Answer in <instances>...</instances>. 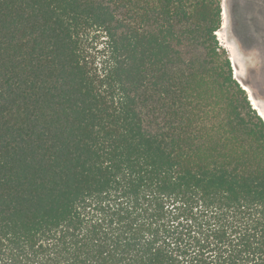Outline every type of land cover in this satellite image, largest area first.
I'll list each match as a JSON object with an SVG mask.
<instances>
[{
  "label": "trees",
  "instance_id": "trees-1",
  "mask_svg": "<svg viewBox=\"0 0 264 264\" xmlns=\"http://www.w3.org/2000/svg\"><path fill=\"white\" fill-rule=\"evenodd\" d=\"M222 23L0 0V264H264V119Z\"/></svg>",
  "mask_w": 264,
  "mask_h": 264
},
{
  "label": "rangeland",
  "instance_id": "rangeland-1",
  "mask_svg": "<svg viewBox=\"0 0 264 264\" xmlns=\"http://www.w3.org/2000/svg\"><path fill=\"white\" fill-rule=\"evenodd\" d=\"M222 6L223 23L217 33L219 41L237 60L239 75L234 67V76L251 83L252 87H247L253 93L255 105L264 111V0H222ZM247 18L253 19V33L246 25ZM238 22L239 35L235 31Z\"/></svg>",
  "mask_w": 264,
  "mask_h": 264
},
{
  "label": "bare ground",
  "instance_id": "bare-ground-1",
  "mask_svg": "<svg viewBox=\"0 0 264 264\" xmlns=\"http://www.w3.org/2000/svg\"><path fill=\"white\" fill-rule=\"evenodd\" d=\"M231 59H232V61L234 62V64H235V67L237 66V60H236V58L234 57V56H231ZM235 73H236V75H239L238 74V71H237V67L235 68ZM244 87L248 90V92L250 93V99L252 100V103L254 104V107L255 108H258L256 105H255V101H254V96H252V94H251V91H250V89L246 86V85H244ZM258 112L260 113V115H262L263 117H264V111L262 110V109H259L258 108Z\"/></svg>",
  "mask_w": 264,
  "mask_h": 264
},
{
  "label": "water",
  "instance_id": "water-1",
  "mask_svg": "<svg viewBox=\"0 0 264 264\" xmlns=\"http://www.w3.org/2000/svg\"><path fill=\"white\" fill-rule=\"evenodd\" d=\"M235 67V64L233 63V68ZM236 68V67H235ZM240 83H241V85L243 86V88L244 89H246L245 87H244V85H246V86H248L245 82H243L241 79H239V78H237L236 76H234ZM247 90V89H246ZM252 96H253V93H252ZM259 113V112H258ZM260 114V113H259ZM262 116V115H261ZM263 117V116H262ZM263 119H264V117H263Z\"/></svg>",
  "mask_w": 264,
  "mask_h": 264
}]
</instances>
